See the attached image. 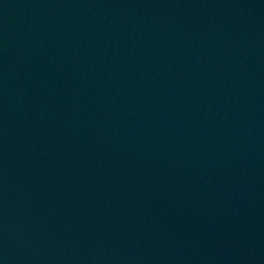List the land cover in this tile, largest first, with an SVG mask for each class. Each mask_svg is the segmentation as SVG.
<instances>
[{
  "label": "water",
  "instance_id": "1",
  "mask_svg": "<svg viewBox=\"0 0 264 264\" xmlns=\"http://www.w3.org/2000/svg\"><path fill=\"white\" fill-rule=\"evenodd\" d=\"M0 264H264V0H0Z\"/></svg>",
  "mask_w": 264,
  "mask_h": 264
}]
</instances>
